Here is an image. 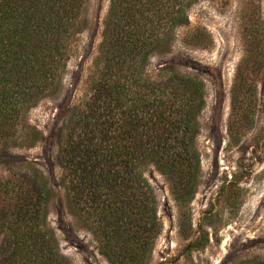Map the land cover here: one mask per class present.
<instances>
[{
  "label": "trees",
  "instance_id": "16d2710c",
  "mask_svg": "<svg viewBox=\"0 0 264 264\" xmlns=\"http://www.w3.org/2000/svg\"><path fill=\"white\" fill-rule=\"evenodd\" d=\"M198 0H109L94 70L71 107L56 159L68 202L112 264H146L162 224L146 169L186 198L197 180L204 82L146 70ZM84 0H0V147L38 141L26 110L53 93L83 30ZM34 128V129H33ZM49 189L30 167L0 178V264H68L47 222ZM255 264H264V259Z\"/></svg>",
  "mask_w": 264,
  "mask_h": 264
},
{
  "label": "rangeland",
  "instance_id": "374dc122",
  "mask_svg": "<svg viewBox=\"0 0 264 264\" xmlns=\"http://www.w3.org/2000/svg\"><path fill=\"white\" fill-rule=\"evenodd\" d=\"M108 5L84 0L83 30L56 90L26 110L25 125L38 130V141L0 147L1 179H20L31 166L42 173L47 222L68 264H112L71 209L56 159L71 107L88 91ZM187 14L188 23L148 56L146 70L204 82L200 165L184 199L162 173L146 169L162 224L146 264H255L264 259V0H198Z\"/></svg>",
  "mask_w": 264,
  "mask_h": 264
}]
</instances>
